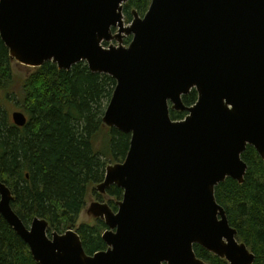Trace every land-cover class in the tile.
Here are the masks:
<instances>
[{
    "label": "water",
    "instance_id": "water-1",
    "mask_svg": "<svg viewBox=\"0 0 264 264\" xmlns=\"http://www.w3.org/2000/svg\"><path fill=\"white\" fill-rule=\"evenodd\" d=\"M128 1L0 0L12 60L66 70L84 61L112 76L103 124L131 134L124 161L108 165L97 185L103 194L123 189L117 211L108 202L89 207L106 224V249L88 254L76 229L49 234L43 217L27 225L1 181L0 214L38 264H209L194 245L228 264H254L215 189L227 178L244 182L248 145L264 160V0H152L126 23ZM114 39L119 45L104 46ZM193 89L198 99L186 106ZM170 109L188 115L173 120ZM12 120L28 123L21 110Z\"/></svg>",
    "mask_w": 264,
    "mask_h": 264
},
{
    "label": "trees",
    "instance_id": "trees-1",
    "mask_svg": "<svg viewBox=\"0 0 264 264\" xmlns=\"http://www.w3.org/2000/svg\"><path fill=\"white\" fill-rule=\"evenodd\" d=\"M150 3L129 0L124 4L125 21H132L134 10L145 14ZM12 61L0 36V181L14 193L12 206L26 224L36 216L46 218L49 234L76 229L88 254L106 249L104 221L78 224V218L89 191L94 193L104 181L108 165L124 160L130 148V133L103 124L116 79L92 72L84 61L70 70L47 61L13 90ZM10 98L29 117L23 127L13 122L7 110ZM197 99L195 89L183 96L186 106ZM186 115L185 111L170 110L173 120ZM103 131L107 135L104 149H98L96 139ZM242 159L248 165L244 182L227 178L216 187L215 197L237 229L238 239L255 253L254 264H264V160L250 145ZM123 192L116 185L107 189L114 210ZM194 250L209 264H228L203 246L194 245ZM0 264H38L1 214Z\"/></svg>",
    "mask_w": 264,
    "mask_h": 264
},
{
    "label": "rangeland",
    "instance_id": "rangeland-1",
    "mask_svg": "<svg viewBox=\"0 0 264 264\" xmlns=\"http://www.w3.org/2000/svg\"><path fill=\"white\" fill-rule=\"evenodd\" d=\"M145 14H143V16ZM140 15H142V14H140ZM115 32H117V31H115ZM126 37H128V36H124V38H123V41H122L123 45H125L124 41H125ZM110 45H119V41L114 39V40L106 43V45L104 44V46H106V47H108ZM12 70H13V73L15 75V81H14V83H12V85H13V90H16L17 87H20L22 82H24V80L36 70V68L31 67V66H27L25 64L19 63V62L14 60V61H12ZM6 106H7V110H9L10 116L12 115V113L14 111L20 110L18 108L17 101L13 100L12 98H10V101H7ZM106 138H107L106 131H103L98 136V138L96 139V143H97L98 149H104V143H105ZM123 161L124 160L116 162V163H121ZM111 164H113V163H111ZM98 194H99L100 199L102 201L98 200V198H97ZM107 199L111 200L113 198H111V196L108 193H104V194L100 193L97 190V186H96V191L94 193L92 192V190H90L89 193H88V196H87V204H86L85 208L82 210V212L79 215L78 224H81V223H86V224L88 223V224H92V225L95 224L97 219H95L94 217H92V215L89 214V207H90V205L93 202H96V201H100V202L108 201ZM27 225H30V222H28Z\"/></svg>",
    "mask_w": 264,
    "mask_h": 264
},
{
    "label": "flooded vegetation",
    "instance_id": "flooded-vegetation-1",
    "mask_svg": "<svg viewBox=\"0 0 264 264\" xmlns=\"http://www.w3.org/2000/svg\"><path fill=\"white\" fill-rule=\"evenodd\" d=\"M150 4H151V3H150ZM149 7H150V5H149ZM148 9H149V8H148ZM141 16H143V15H141ZM132 20H133V19H132ZM117 30H118V27H113V31H114V32L117 31ZM129 37H130L131 40H132V35L126 37V39L129 38ZM126 39H125V40H126ZM131 40H130V42H131ZM124 44H126L125 41H124ZM126 45H127V44H126ZM170 110H171V109H170ZM23 112H24V111H23ZM185 112H187V111H185ZM24 113H25V112H24ZM25 114H26V113H25ZM187 115H188V112H187ZM187 115H186V116H187ZM26 116H27V115H26ZM27 118L29 119L28 116H27ZM106 193H107V190H106ZM98 195H99V194H98ZM97 198H98V200L102 201V200L100 199V197L97 196ZM107 200H108V199H107ZM108 201H109V200H108ZM108 201H103V202H108ZM114 211H117V210H114ZM106 248H107V247H106Z\"/></svg>",
    "mask_w": 264,
    "mask_h": 264
}]
</instances>
